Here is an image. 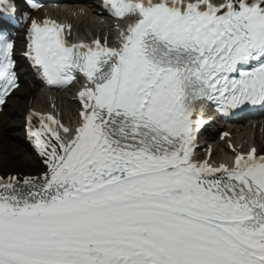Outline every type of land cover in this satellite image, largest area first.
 Here are the masks:
<instances>
[{
    "label": "snow or ice",
    "instance_id": "obj_1",
    "mask_svg": "<svg viewBox=\"0 0 264 264\" xmlns=\"http://www.w3.org/2000/svg\"><path fill=\"white\" fill-rule=\"evenodd\" d=\"M103 7L130 21L117 48L31 22L33 68L58 86L82 73L88 86L74 129L28 117L44 167L0 175V264H264V155L251 148L229 167L193 152L202 101L264 105V0ZM13 51L0 32V111L20 87Z\"/></svg>",
    "mask_w": 264,
    "mask_h": 264
},
{
    "label": "bare ground",
    "instance_id": "obj_2",
    "mask_svg": "<svg viewBox=\"0 0 264 264\" xmlns=\"http://www.w3.org/2000/svg\"><path fill=\"white\" fill-rule=\"evenodd\" d=\"M50 13L57 17H62L63 13L52 10ZM89 13V12H88ZM84 16L80 20V24L75 23L76 29H83L85 27H90L91 24H97V21L94 20L96 16L93 14H88ZM68 14V13H66ZM71 14V12L69 13ZM77 15V14H76ZM89 20H93L89 22ZM66 29L69 28L68 22H64ZM110 35V32L108 36ZM37 93V89H31L29 86H23L18 90V95L10 99L11 103L4 114H0V175L4 174H19L23 175H38L43 170V164L41 158L37 155L36 151L26 149L20 142L19 136L21 135L20 130L18 129L19 118L21 115L27 111L29 107H35L37 109H41L46 107V97L42 96L40 93ZM39 106L41 108H39ZM44 109V108H43ZM70 115L72 116V125L70 128H75L79 123L78 117H73L72 112H67L65 108L62 109V116L67 120ZM262 133V138L260 134L253 141L252 146L257 148L258 153L264 152V127ZM63 135V133H61ZM245 138V137H244ZM243 139V138H242ZM242 139H237L234 141V149L238 148L239 142ZM248 141H250L248 139ZM238 142V143H237ZM244 142V140L242 141ZM243 144V143H242ZM250 143H244L242 148H247ZM232 151H228L231 153ZM218 153V152H216ZM215 152L213 155L216 154ZM227 158V157H225ZM198 161L208 160L209 163L214 166H218L219 164L224 163L223 160L220 159V156H212L207 158L206 156L195 158ZM226 165V164H225Z\"/></svg>",
    "mask_w": 264,
    "mask_h": 264
},
{
    "label": "rangeland",
    "instance_id": "obj_3",
    "mask_svg": "<svg viewBox=\"0 0 264 264\" xmlns=\"http://www.w3.org/2000/svg\"><path fill=\"white\" fill-rule=\"evenodd\" d=\"M92 21V20H91ZM97 26L95 24H91L90 27H85V29L82 31L81 29H78V33H81V34H90V33H94L96 32L98 29H96ZM73 104V103H72ZM73 107H74V104H73ZM65 110L67 112H72L73 115H76V111H75V108L73 110H71L69 107H65Z\"/></svg>",
    "mask_w": 264,
    "mask_h": 264
}]
</instances>
